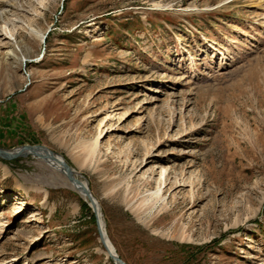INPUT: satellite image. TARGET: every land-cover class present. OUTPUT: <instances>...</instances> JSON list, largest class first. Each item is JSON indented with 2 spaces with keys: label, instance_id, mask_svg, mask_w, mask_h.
Listing matches in <instances>:
<instances>
[{
  "label": "rangeland",
  "instance_id": "rangeland-1",
  "mask_svg": "<svg viewBox=\"0 0 264 264\" xmlns=\"http://www.w3.org/2000/svg\"><path fill=\"white\" fill-rule=\"evenodd\" d=\"M0 12V149L62 156L125 264H264V0H0ZM4 26L24 66L5 55ZM68 186L38 158L0 159V264H114ZM158 189L141 220L123 204Z\"/></svg>",
  "mask_w": 264,
  "mask_h": 264
},
{
  "label": "bare ground",
  "instance_id": "bare-ground-1",
  "mask_svg": "<svg viewBox=\"0 0 264 264\" xmlns=\"http://www.w3.org/2000/svg\"><path fill=\"white\" fill-rule=\"evenodd\" d=\"M3 17V14L0 12V19ZM3 30H4V34H5V39L8 41L9 43V47L7 48V51L5 53V55L8 57V58H12L14 59L20 66H24L25 63H27V57L24 56L17 44V41L15 39V36H14V33L13 31L9 30L6 26L3 27ZM30 32L33 33L32 30H30ZM43 39V38H41ZM85 153H86V157L87 158H91L94 154V147L93 146H89V147H83ZM17 150H15L16 152ZM37 158V157H36ZM39 160H42L41 158H38ZM46 166L52 170L53 172L55 173H58L59 175H61L64 180L65 179V176L64 174L62 173L63 170L61 168L60 165L54 163L53 161H50L48 159H45V160H42ZM162 176V175H161ZM84 181V180H83ZM84 183L86 184V182L84 181ZM148 184V183H146ZM68 188H71L75 193L78 194V196H80V198H82L83 200L87 201V198L86 196L82 193V191L77 187V186H74V185H71V184H68ZM147 192V191H146ZM161 194V189H158L156 190L155 192H149L145 195H143V197L141 198V200L139 201V203L137 205H134L132 202L134 201V198H130V199H126L124 200V203L125 206L127 207L128 211L133 214V216H135L138 220H141V215L145 212H150L154 207H156V205L162 201V196L160 195ZM93 197V196H92ZM137 197V196H136ZM125 198V197H124ZM94 199V197H93ZM95 200V199H94ZM96 202V200H95ZM123 202V199L122 201ZM97 203V202H96ZM98 205V203H97ZM186 207V206H185ZM164 217V215L162 216ZM162 219V218H160ZM154 218L150 219L149 222H147V226H150V225H154V224H158L156 222H153ZM159 221V220H157ZM100 225H102V229L104 230V226L101 221V218H100ZM105 233V232H104ZM183 234V233H182ZM184 235H181L178 237V239L181 241H185V240H188L187 237H183ZM105 246L107 248H112V245L109 243L107 237L105 238ZM106 247L103 246V253L107 256L108 258V252L107 250L105 249Z\"/></svg>",
  "mask_w": 264,
  "mask_h": 264
},
{
  "label": "water",
  "instance_id": "water-1",
  "mask_svg": "<svg viewBox=\"0 0 264 264\" xmlns=\"http://www.w3.org/2000/svg\"><path fill=\"white\" fill-rule=\"evenodd\" d=\"M17 151L15 152H8L3 149H0V159L5 160V161H11L19 157H26V156H32V157H37L41 158L42 160L48 159L50 161H53L54 163L58 164L61 166L63 170V174L65 176L66 182L68 184L77 186L82 193L86 196L88 200V204L93 212V215L96 220V226H97V232L99 235V240L102 246H105V238L106 234L104 233L102 229V225H100V210L95 202V200L92 197V194L90 193V190L88 188V184L84 183L82 181V177L79 175V173L74 170L71 166H69L64 158L62 156H59L55 154L54 152L48 150L47 148L43 146H23L19 149H16ZM102 224V223H101ZM110 243V242H109ZM108 252V258L114 262V264H125L115 253L114 248H105Z\"/></svg>",
  "mask_w": 264,
  "mask_h": 264
},
{
  "label": "trees",
  "instance_id": "trees-1",
  "mask_svg": "<svg viewBox=\"0 0 264 264\" xmlns=\"http://www.w3.org/2000/svg\"><path fill=\"white\" fill-rule=\"evenodd\" d=\"M83 208L86 209L87 211H90V209L88 208V206H86V204L83 205Z\"/></svg>",
  "mask_w": 264,
  "mask_h": 264
}]
</instances>
